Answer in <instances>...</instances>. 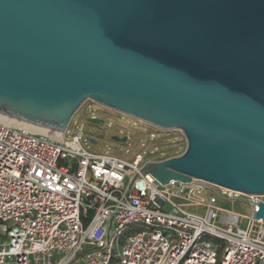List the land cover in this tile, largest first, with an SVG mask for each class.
Here are the masks:
<instances>
[{"label":"water","instance_id":"1","mask_svg":"<svg viewBox=\"0 0 264 264\" xmlns=\"http://www.w3.org/2000/svg\"><path fill=\"white\" fill-rule=\"evenodd\" d=\"M90 101L177 129L142 174L264 195V0H0V114L73 136Z\"/></svg>","mask_w":264,"mask_h":264},{"label":"built area","instance_id":"2","mask_svg":"<svg viewBox=\"0 0 264 264\" xmlns=\"http://www.w3.org/2000/svg\"><path fill=\"white\" fill-rule=\"evenodd\" d=\"M82 137L0 120V264H264V195L164 185L141 173L142 154L97 153ZM219 199L250 205L246 229Z\"/></svg>","mask_w":264,"mask_h":264},{"label":"rangeland","instance_id":"3","mask_svg":"<svg viewBox=\"0 0 264 264\" xmlns=\"http://www.w3.org/2000/svg\"><path fill=\"white\" fill-rule=\"evenodd\" d=\"M92 117L102 121L92 123L89 121ZM80 130L83 131L82 142L85 147L97 153L112 154L126 159L142 154L145 161L151 160L164 145L171 147L178 142L177 129L162 130L94 101H90L86 106L73 131L74 135ZM153 133L155 137H152ZM73 136L65 135L67 139ZM115 136L125 140L117 141L113 138ZM89 139L96 142L92 143ZM217 205L223 210L239 213L242 216L240 227L247 228L252 214L247 202L219 199Z\"/></svg>","mask_w":264,"mask_h":264},{"label":"bare ground","instance_id":"4","mask_svg":"<svg viewBox=\"0 0 264 264\" xmlns=\"http://www.w3.org/2000/svg\"><path fill=\"white\" fill-rule=\"evenodd\" d=\"M0 120L8 122L9 124H13V125H16V126H19V127L26 128V129H28V130H30L32 132H35V133H41V134L48 135V136H50L52 138H55V139L61 138L63 136V134H59V133H56V132L44 130V129H41V128H37V127H34V126H30V125L24 124L22 122L15 121L14 119H11V118H9L7 116H4V115H1V114H0Z\"/></svg>","mask_w":264,"mask_h":264},{"label":"trees","instance_id":"5","mask_svg":"<svg viewBox=\"0 0 264 264\" xmlns=\"http://www.w3.org/2000/svg\"><path fill=\"white\" fill-rule=\"evenodd\" d=\"M175 155H177V154H171V155H168V156L160 158V159H164V158H167V157H170V156H175ZM160 159H158V160H160Z\"/></svg>","mask_w":264,"mask_h":264}]
</instances>
